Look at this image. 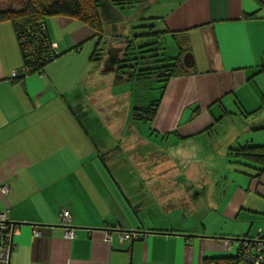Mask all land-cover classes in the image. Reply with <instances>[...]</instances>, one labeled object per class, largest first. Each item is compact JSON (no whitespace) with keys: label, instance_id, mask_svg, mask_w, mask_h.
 I'll return each instance as SVG.
<instances>
[{"label":"crops","instance_id":"0c3cea01","mask_svg":"<svg viewBox=\"0 0 264 264\" xmlns=\"http://www.w3.org/2000/svg\"><path fill=\"white\" fill-rule=\"evenodd\" d=\"M160 2L158 37L167 42L158 54L186 51L193 64L185 75L158 77L154 96L147 78L130 76L148 59L128 72L105 66L129 35L118 16L106 31L101 4L100 33L78 18L46 17L61 54L18 79L21 48L11 22H0V183L11 186L0 210L19 224L10 264H215L233 254L226 238L264 228V169L232 157V145L223 170L203 157L216 153L222 141L211 134L228 114L244 124L239 145L264 147V0L149 6ZM154 100L155 116L137 120L134 108ZM63 209L73 238L64 235ZM107 227L145 234L109 243Z\"/></svg>","mask_w":264,"mask_h":264},{"label":"trees","instance_id":"16d2710c","mask_svg":"<svg viewBox=\"0 0 264 264\" xmlns=\"http://www.w3.org/2000/svg\"><path fill=\"white\" fill-rule=\"evenodd\" d=\"M100 1L28 0L23 10L0 11V22H11L23 55V64L17 68V76H12V78L18 79L31 73L42 72L48 63L61 54L58 46L57 51L53 48L54 42L48 37L44 23L46 17L67 15L78 18L100 33L102 31ZM124 47L123 56L117 63L119 72H125V70L128 72V69L137 67L136 64H133L136 59H148L145 61L146 63L140 62L136 72L130 75L133 78L144 79L155 74L162 81H167L170 77L189 73L192 68V65L187 66L183 61L186 51H181L173 58L170 56L169 58L165 54L161 56L158 54L159 47L155 43L143 45L138 36L126 38ZM146 47L149 49L143 50ZM158 102V100H154L147 106L135 107V118L151 120L157 112ZM231 153H233L232 157L236 159L258 165L259 173L264 169V147L262 145L245 144L233 147ZM231 258L215 260V264H230Z\"/></svg>","mask_w":264,"mask_h":264},{"label":"rangeland","instance_id":"374dc122","mask_svg":"<svg viewBox=\"0 0 264 264\" xmlns=\"http://www.w3.org/2000/svg\"><path fill=\"white\" fill-rule=\"evenodd\" d=\"M114 2V8H109L107 11L109 12V16L107 17V20L105 21L106 31L110 33L109 26L106 25V23H110L111 21H115L116 17L118 16L119 21V27L123 30H128L127 35H129L130 38L132 36H138L139 39H141L142 44H151L155 43L156 46L166 45L167 39L162 37L159 38L158 35L160 34V27L159 21H160V13L163 10L162 7H160V3H155L152 6H149L150 3L154 0H110ZM119 1V3H117ZM28 0H0V11H20L23 10L26 6V3ZM101 7L103 8V3L101 0ZM107 6V5H106ZM105 10V9H104ZM105 11L104 13H107ZM114 13V15H111ZM102 16H101V22H102ZM127 22V25L125 24ZM103 24V23H102ZM144 25V26H142ZM166 39V40H165ZM110 46V45H109ZM172 46V45H171ZM111 48V47H110ZM168 50L171 51V48L168 47ZM162 55V54H160ZM133 62H137L134 60ZM134 64V63H133ZM147 82H149V86L151 87L149 92L150 94L158 95V88L159 81H158V75L152 74L149 78H147ZM145 97H148V95L145 94ZM153 99V98H152ZM147 100V99H146ZM243 122L240 120V118L236 115H227L225 119L218 124L211 134V140L212 142L214 140L222 141L220 146L217 147L215 154H206V163L205 165L210 162H214L215 165L221 170L223 168L229 167V163L227 161L233 160V158H229V148L230 145L233 147H239L241 145L238 144V140H243L245 138V133L242 132ZM227 135H233L230 137V139L227 141H223L226 139ZM235 136H238L235 138ZM235 139V141L233 140ZM233 141V142H232ZM233 143V144H231ZM225 145L226 149L225 151ZM244 145V144H242ZM211 155V156H210ZM203 157H200L199 159H203ZM187 160V159H186ZM192 160V158H190ZM233 162V161H231ZM192 164L191 162L188 163V166ZM235 165L236 163H232ZM219 176V174H217ZM206 191V190H205ZM217 194L214 195V197H218V193L220 191H216ZM203 198H207V194L203 195Z\"/></svg>","mask_w":264,"mask_h":264},{"label":"built area","instance_id":"2783aa9c","mask_svg":"<svg viewBox=\"0 0 264 264\" xmlns=\"http://www.w3.org/2000/svg\"><path fill=\"white\" fill-rule=\"evenodd\" d=\"M44 27V25L42 24ZM53 48L57 51L56 43ZM17 69L12 70V76H17ZM11 190L9 183H0V194L7 196ZM64 235L73 238L76 229L72 223V214L68 209H63L60 213ZM19 229V224L14 222L9 216L8 209L0 210V264H10L12 253L16 247L15 235ZM35 236L40 232L36 228L33 230ZM145 232L129 229L121 230L115 227L104 229V240L106 242H132L138 239ZM226 244L233 248L230 264H264V228H260L253 237L241 239L226 238Z\"/></svg>","mask_w":264,"mask_h":264},{"label":"water","instance_id":"95a60500","mask_svg":"<svg viewBox=\"0 0 264 264\" xmlns=\"http://www.w3.org/2000/svg\"><path fill=\"white\" fill-rule=\"evenodd\" d=\"M107 3L103 2V6H105ZM120 50H124L123 48H111L108 50L109 53V57L105 60V66L109 67V65H111V68L114 69V65L115 63L120 60V56H119V51ZM183 61L187 66H191L193 64V57L191 56V54L189 52L185 53L183 56Z\"/></svg>","mask_w":264,"mask_h":264},{"label":"flooded vegetation","instance_id":"af4514ba","mask_svg":"<svg viewBox=\"0 0 264 264\" xmlns=\"http://www.w3.org/2000/svg\"><path fill=\"white\" fill-rule=\"evenodd\" d=\"M104 9H105V10H104ZM105 11H107V6H103V12H105ZM104 14L107 15L106 17L109 16V12H108V11H107V13H104ZM112 15H114V13H113ZM124 46H125V44H124ZM123 48H125V47H123Z\"/></svg>","mask_w":264,"mask_h":264}]
</instances>
